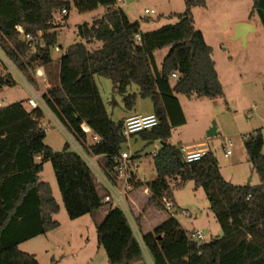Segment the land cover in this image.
Instances as JSON below:
<instances>
[{
	"label": "trees",
	"instance_id": "1",
	"mask_svg": "<svg viewBox=\"0 0 264 264\" xmlns=\"http://www.w3.org/2000/svg\"><path fill=\"white\" fill-rule=\"evenodd\" d=\"M108 0H0V52L33 86L35 71L52 63L51 49L58 40L55 14L75 6L92 10ZM207 0H184L183 14L176 23L141 31L138 21L130 22L122 8L114 7L102 16L77 26L81 41L67 46L59 56L58 84L46 89L42 99L51 114L65 129L87 139L81 124H86L100 140L89 145L90 153L100 156L105 172L111 174L114 157L126 138L123 120L115 121L108 113L94 76L111 80L113 91L122 95L124 107L131 109L136 97L149 98L158 124L139 132L151 142L162 140L152 156L156 177L138 181L150 193L148 204L164 210L162 198L174 201L172 184L181 187L188 180L201 186L209 209L222 234L201 243L188 240L173 215L143 233L141 240L153 264H259L264 261V155L259 131L244 140L249 161L259 183L233 184L226 180L213 153L198 161L186 162L180 146L166 143L171 136L168 103L174 93L216 97L223 95L212 59V48L201 31L193 26L192 9L205 7ZM256 12L264 26V0H253L250 15ZM68 16V15H67ZM64 16L62 19H65ZM22 34L39 37L29 53ZM140 39L137 40L135 35ZM98 41L99 47L88 44ZM168 47L163 57L158 82L152 68V53ZM172 73L176 76L172 77ZM174 79L170 85V80ZM15 82L13 74L0 75V90ZM137 93L127 92L130 84ZM159 84V85H158ZM40 107L26 109L23 102L0 106V264H39L34 254L18 245L59 226L53 215L59 205L50 184L40 178L42 162L50 160L61 199L70 219L93 215L104 203L103 190L80 155L65 142L54 151L44 142ZM36 158H39L36 161ZM140 215L136 217L140 224ZM97 243L108 264H135L144 259V251L126 215L119 207L108 208L96 224Z\"/></svg>",
	"mask_w": 264,
	"mask_h": 264
},
{
	"label": "rangeland",
	"instance_id": "2",
	"mask_svg": "<svg viewBox=\"0 0 264 264\" xmlns=\"http://www.w3.org/2000/svg\"><path fill=\"white\" fill-rule=\"evenodd\" d=\"M92 10H81L72 5L65 19H58L56 28L58 40L56 45L60 51L51 49L52 63L41 66L38 76L47 74L49 86L39 85L32 89L42 92L58 84V58L64 49L74 42L81 41L77 35V26L83 22L102 16L114 7H123V12L130 22L138 21L141 31L156 29L165 24L176 23L184 12V0H108ZM253 0H208L207 8L192 9L193 26L203 31L208 45L213 47V60L223 88V95L216 97L187 96L178 94L175 101L168 103V119L171 126V136L166 143L173 145H195L205 142L220 166L222 176L234 184H258L259 177L249 161L244 140L247 134L259 131L262 135V154L264 155V26L256 12L250 15ZM154 9V13L146 14L144 9ZM57 16V13L55 14ZM237 23H247L254 30L246 35L245 43L240 38H233ZM101 42L94 41L87 45L94 49ZM168 47L156 49L152 53V68L158 82L163 57ZM35 71V78H36ZM12 74L8 61L0 58V75ZM14 77V84L0 90V105L22 101L26 104L29 87L23 81ZM96 85L105 107L112 119L119 120L131 112L149 113L153 104L149 98L136 97L135 104L126 110L122 95L113 91L110 79L95 75ZM37 80V78H36ZM174 79L170 80V85ZM159 85V84H158ZM46 86V87H45ZM138 86L134 83L127 87V92H136ZM117 102V103H116ZM54 117L47 112L42 121L45 126L44 142L54 151H60L66 142V133L53 125ZM216 124L215 135L206 133ZM164 141L158 139L151 142L142 138L139 133L131 135L122 148L134 154L140 153L138 176L145 181L153 180L156 172L153 165L152 152ZM230 149L229 155H224ZM97 161L101 162L98 158ZM40 178L47 181L52 188L53 196L59 204V211L54 218L59 226L46 235L28 241L29 248L34 251L39 264H108L107 256L102 247H98L96 224L99 214L108 210L110 204L103 205L93 215L85 214L70 219L64 208L57 181L50 160L42 162ZM173 188V198L177 208L172 210L181 227L190 231L200 230L202 241L221 235L222 231L212 211L208 208L205 192L201 186H196L193 180H188L181 187ZM149 205H145L143 212ZM155 207V206H154ZM156 210H159L155 207ZM186 210L187 214H183ZM146 223H154L164 217V213L150 209ZM27 247V248H26ZM99 249V252L97 250ZM24 251V250H22ZM259 264H264L260 261Z\"/></svg>",
	"mask_w": 264,
	"mask_h": 264
},
{
	"label": "built area",
	"instance_id": "3",
	"mask_svg": "<svg viewBox=\"0 0 264 264\" xmlns=\"http://www.w3.org/2000/svg\"><path fill=\"white\" fill-rule=\"evenodd\" d=\"M123 1V0H117ZM146 14L154 13V9H144ZM60 16H55L54 20L62 19L64 16L69 14V9L62 8L59 12ZM137 40L140 39L138 34L135 35ZM21 39L27 44L29 48V53H33L36 45L44 46L42 40L37 36H32L30 34H22ZM54 51H60L61 46H53ZM5 58L0 52V58ZM6 59V58H5ZM7 60V59H6ZM8 61V60H7ZM9 71L16 77V79L21 80L29 87V96L26 99V103L30 108L40 107L44 110L45 114L51 112L47 109L43 99V92L37 89H32V85L20 74L16 67L8 61ZM39 69V68H38ZM37 69V70H38ZM41 72L36 71L39 75ZM176 74L172 73V77ZM45 84L49 86L46 77L43 78ZM54 117V116H53ZM158 124V118L154 112L147 114H133L127 116L123 120L122 124V134L126 140L133 134L139 133L145 129H151ZM53 125L58 127L60 130L66 133V142L68 143L69 150L77 153L86 162L89 168L92 170L96 182L103 190V195L101 197V202L104 204H110L112 207H119L126 215L129 223L131 224L133 231L140 241L141 247L143 248L144 255L147 254V250L141 240L138 232V225L136 222V216L132 212L128 202V194L135 188V184L140 181L138 177V166L140 163L139 156L132 154L129 151L121 149L119 153L114 157V166L111 174L105 172L102 167L101 162L97 161V157L90 153L89 145L94 144L100 140L98 134L93 132L86 124L82 123V129L87 133V139L83 140L80 137L68 132L65 127L54 117ZM45 130V126H43ZM180 151L182 157L186 162H195L200 160L207 152L208 148L204 145L199 147H192L187 145H180ZM156 153L153 152L152 155ZM231 153L230 149H226L224 155H229ZM162 202L164 204L165 210H172L174 208L173 201L163 197ZM183 214H187L183 211ZM187 238L190 241L201 243L203 242V234L200 230L188 231Z\"/></svg>",
	"mask_w": 264,
	"mask_h": 264
},
{
	"label": "crops",
	"instance_id": "4",
	"mask_svg": "<svg viewBox=\"0 0 264 264\" xmlns=\"http://www.w3.org/2000/svg\"><path fill=\"white\" fill-rule=\"evenodd\" d=\"M69 1H72V0H69ZM208 1V0H207ZM72 7V6H71ZM194 8H196V7H194ZM200 8H202L203 10H205L206 8H207V3H206V6L205 7H200ZM122 10H123V7H122ZM71 11V8H70V10H69V12ZM57 16H60L59 15V13H57ZM54 23L56 24L57 23V20L55 19L54 20ZM139 28H140V24H139ZM202 34H203V37H204V39H205V35H204V33H203V31H202ZM205 42H206V40H205ZM207 43V42H206ZM208 44V43H207ZM210 46V45H209ZM211 48H212V55H213V47L211 46ZM212 59H213V56H212ZM214 61V60H213ZM58 63V72H59V61L57 62ZM214 66H215V61H214ZM41 69V68H40ZM216 69V68H215ZM39 70V69H38ZM42 72V71H41ZM47 76V74L45 73V76H43V78L44 77H46ZM36 78H37V82H38V86L39 85H42V86H44V80H43V78L42 77H40V76H38L37 74H36ZM219 78V77H218ZM46 87V86H45ZM42 92H45V91H43L42 90ZM136 93H137V91H136ZM178 94H180V93H174V95L177 97V95ZM139 96V95H138ZM189 96H191V94L189 95ZM117 103V102H116ZM0 106H3V105H0ZM23 106L26 108V109H30V107L27 105V103L25 104V103H23ZM126 110H130V109H127V108H125ZM153 112V111H152ZM152 112H149V113H152ZM133 114H141V113H136V112H131V113H129V114H125V115H123L122 117H121V119H119V120H124V118H126L127 116H130V115H133ZM143 114H147V113H143ZM113 120H115V119H113ZM115 121H118V120H115ZM134 135V134H133ZM202 145H204V146H206L205 145V142H203V141H200V142H197L195 145H187V146H192V147H199V146H202ZM160 148V147H159ZM159 148H156L153 152H155V151H157ZM123 149V148H122ZM209 150V149H208ZM152 152V153H153ZM134 154H136V155H138L139 156V160H140V153L138 152V151H136ZM97 157V159L98 158H100V156H96ZM39 160V158H36V161H38ZM219 168H220V166H219ZM139 177V176H138ZM140 178V177H139ZM140 181L141 182H145V180L144 179H142V178H140ZM229 181V180H228ZM231 182V181H230ZM232 183V182H231ZM234 184V183H233ZM243 184H245V183H243ZM251 184V183H250ZM251 185H255V184H251ZM51 186V185H50ZM52 189V188H51ZM101 189V188H100ZM53 193V192H52ZM149 197H150V193H149V190H148V188L145 186V185H140V186H138V187H135L129 194H128V198H127V202H128V204H129V206H130V208H131V210H132V212L134 213V215L137 217L138 215H140L141 217H140V224L138 225V232H139V235H140V237H141V235L143 234V233H146V232H149V231H151L155 226H157L158 224H160L162 221H164L169 215H173V213H172V210L174 209H176L177 208V202H176V200H175V198H174V201H173V203H174V208L172 209V210H156L155 209V207L153 206V205H150V206H148L147 207V209L143 212V208L145 207V205H149L148 204V199H149ZM174 197V196H173ZM55 198V197H54ZM56 199V198H55ZM57 201V200H56ZM58 203V202H57ZM59 205V204H58ZM207 205H208V202H207ZM144 206V207H143ZM208 208H209V205H208ZM150 209H153V211H155V212H161V213H164L165 215H164V217H162L160 220H158V221H156V222H154V223H151V222H149V223H146V219L148 218V215H147V213L149 212V210ZM99 210V209H98ZM107 211L108 210H104L101 214H99V216H98V219H97V223H99L102 219H103V217H104V215L107 213ZM183 211H186V210H183ZM96 212H98V211H96ZM187 212V211H186ZM55 215V214H54ZM54 215H53V218H54ZM174 216V215H173ZM55 219V218H54ZM178 221V220H177ZM180 224V223H179ZM181 226V225H180ZM184 229V228H183ZM184 230H186V231H190V230H188V229H184ZM52 231V230H51ZM48 233V232H47ZM47 233H45V234H41V235H38V236H36V237H33V238H31V239H28L27 241H24V242H22V243H20L19 245H18V247H19V249H21V250H27V249H23V246L24 245H26L28 248H29V246L31 245V244H27L28 243V241H30V240H32V239H35V238H37V237H39V236H42V235H46ZM212 238V237H211ZM26 247V248H27ZM98 247H100L99 245H98ZM99 249L100 248H98V250H97V252L96 253H98L99 252ZM25 252H28V253H31V254H34L35 255V257H36V253L34 252V251H25ZM135 264H153V262H152V259H151V257H150V255L147 253V254H145L144 255V259L142 260V261H140V262H137V263H135Z\"/></svg>",
	"mask_w": 264,
	"mask_h": 264
},
{
	"label": "water",
	"instance_id": "5",
	"mask_svg": "<svg viewBox=\"0 0 264 264\" xmlns=\"http://www.w3.org/2000/svg\"><path fill=\"white\" fill-rule=\"evenodd\" d=\"M253 30H254V28L250 24L237 23L235 25V28H234V36H233V38H240L242 40V42L245 43L247 33L249 31H253ZM186 95L189 96L190 94H186ZM217 133L218 132L216 131V124H215V122H213L212 126L207 131L206 135L209 137V136L215 135Z\"/></svg>",
	"mask_w": 264,
	"mask_h": 264
}]
</instances>
